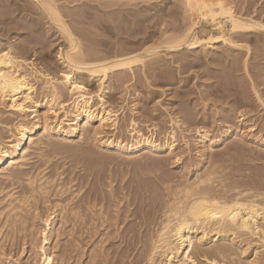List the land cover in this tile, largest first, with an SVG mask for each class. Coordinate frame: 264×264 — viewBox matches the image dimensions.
Masks as SVG:
<instances>
[{"label":"bare ground","instance_id":"6f19581e","mask_svg":"<svg viewBox=\"0 0 264 264\" xmlns=\"http://www.w3.org/2000/svg\"><path fill=\"white\" fill-rule=\"evenodd\" d=\"M127 1L126 4L119 8V11L122 13L121 17L115 21H108L106 19L95 20L96 17L93 18L89 15L90 13L85 11L81 13L67 9V7H69L68 0H0V107L6 109L0 113V122H5L3 119L6 117H16L15 119L13 118L14 120L12 121L9 120L13 122L10 126L11 129L6 131V133L3 131L7 135L3 139H0V179L4 181L14 180V182L20 184L18 185L19 187L21 186L18 192L16 189V192L15 190L14 192L10 190L15 187L13 186L7 190V193L4 191L5 194H2L0 197V205L1 203L3 204L0 206V264L9 263L7 261L6 263L4 262L5 259L9 257V255L3 256L2 252L6 251V249L3 250V248L6 247L4 244H7V246L10 244V249H12L11 247H13L14 250L16 249V247L14 248V240L17 238L18 241L21 240L18 236L21 234L20 232H22V227H24L27 222V218H25L26 215H32L37 209V198H39V204H44L45 194H49L48 186L54 181L52 180L53 178H51L52 176H50L51 179L45 177L46 173H43L45 170L42 169L39 171V166L36 169L37 173H31V171L28 172V170H26L25 167H28L27 165L30 162L31 154L37 156V160L40 159V162L45 164L49 161V158L43 156L42 152L44 149L48 147L50 149V147H52L53 150L55 144L53 142L59 140L71 143L73 138L76 139L77 137L79 143L77 144L79 147L83 144L89 145L91 143L95 150H101V152L103 151L106 154L114 153L113 155L116 154L127 159L131 157H140L143 159L147 154L162 156L164 158L168 155L170 156L174 152V146H176L174 130H170V127L168 133L165 130V135H163V137L161 134V136L159 135L162 137V141L160 140L159 142L155 140L152 134L153 132H150L151 134L141 133L138 129V124L134 120L127 122L128 125H126L125 128L129 135L128 139H120L121 137L119 138L116 135L115 132L117 130L119 131V115L117 111H114L110 107L111 105L109 106L107 94H109L110 90L117 89V85L115 86V84H113L111 86L110 84V86H106L105 83L110 79L115 83L122 81H135L136 83V80L148 82V80L152 78H158L157 80L160 78L172 79L174 71L166 70L165 67L170 68L174 64H179L178 67L176 66L179 69H185L187 66L190 68L192 64L191 52L196 53V51L201 49L202 52L204 51V53H207V49L211 50L215 45L223 46L226 51L224 50L223 52L221 49L224 53L223 55H218L221 57L211 58L212 55L216 54L215 50V54H212L210 59L212 61L214 60L213 62H216L217 65L226 64L228 67L230 66L229 68H231L232 71L236 73L240 71L243 74V78L246 80L244 83L249 86L247 88L250 89V92H253L252 99L256 106L247 102L249 97H246L244 94L246 93L245 91H241L243 94V96H241L242 98L240 99L239 95V97H237L239 100H236V98L235 101L233 100V102H231L235 105L233 109L235 114L231 117L225 113V110V112L222 111L227 116H222L223 118L219 121L230 126L227 125L223 133L218 134L220 135L218 138L219 140L214 139L208 131L198 129L196 126L197 123L194 124L198 129L195 131L198 138L197 143H201V150L199 152L200 161L192 166L194 174L189 176V173H185L186 175L171 177L174 174H171V176H169L170 174L160 176V173L159 176L156 177L157 187L154 186V188L151 185H146L147 183H145L143 179H136L137 181H134V176L131 179V181L134 182L132 183L130 181V183H132V186H130L129 183L126 184L127 182L122 183L124 182L125 176L124 179L119 182L115 175L112 176L114 173H108L106 175L104 172L101 175L100 172L101 176L98 177L97 175L96 179L102 186H105L104 188L106 191L99 190L98 187V189H93L90 192L86 190L85 192L83 191V187L85 186L81 189L79 188L84 192H81L82 195L81 201L79 199V205H75L77 200L74 202V205H72V202L68 203L69 200L66 203V201L64 202L62 199L58 201L59 197L57 201L54 199L56 204L53 209L54 211L57 210L56 219H54L55 224L51 225L50 220L53 217L49 220L51 216H47L48 218H46L44 222L46 227L41 232L43 238L37 247L38 249L35 248V245L32 243L33 232H35V230H33V232L30 230L27 231L26 236L23 237L27 239V243L29 242L32 247V250L28 249L29 251L31 250L28 252L30 253L29 255H35L39 252L38 257L40 262L37 264H52L55 261L52 260L51 254H47L48 252L46 253L44 250L48 244H55L56 241H60V237H64L66 241L67 239H71L72 242L74 241V245L76 243L74 246L75 250L78 249L80 244L78 243L79 240L76 241L75 236L80 238L83 242L89 240L91 242V239L93 240V238H96L87 249L89 254L87 253L86 255L89 264H97L99 260L98 257H100L101 254L99 253L101 250L98 251L99 246H97V244L101 245L103 241L105 242L111 235L119 236V239L125 240L124 242L128 244L127 246L124 244L126 247V254L127 252H134L133 250H135V247L140 245V251L135 256V261L131 264H197V261L200 259L210 264H228L232 259H235L234 257L243 254L246 248L248 249V247H250L251 244L247 236L250 238L252 237L251 240L256 237L255 239L259 240L260 245L254 247V249H263L264 253V183L261 182L264 178L262 179L257 175V177L260 178L259 180L251 179L246 181L244 179L247 178H244L246 177L244 176L243 182L246 181L247 183H243L241 181L242 175H240L242 173H239L241 172L238 170L239 168L234 170L237 172L239 171L238 173L236 172L238 175H235V173H233L234 175L226 173V171L229 170L230 172L234 168L231 169L230 167V170L228 169L229 167L227 168L228 164L226 166L223 164L224 167L217 163L222 159L220 157L218 158L217 154L215 155L219 160L216 163L214 156V162H212V164L208 162L210 165L207 164V167L203 165L204 163L206 164L205 161L209 158V154H211L210 151H212L211 149L214 148L217 143L219 144L220 141L226 142L233 139V141L230 142V151H235V154L240 153L241 150L244 151V149L240 147L242 145H238L239 141L237 140H242L247 136L241 133L238 127L245 126L246 122L252 119L251 114L257 111L255 109H260V111L264 113V95L262 94V96L259 94V89H257L261 85H264V78L263 80H257L255 78L256 76L250 73L251 70L248 63L252 57L251 54L253 50L264 57V18L260 17H263L261 14H264V10L261 11L260 15L258 14L259 16L257 18V16H253L254 10H251L252 14L246 13V10H243V7H241L244 3L240 5L239 0H175L174 3H172L173 7L168 8L165 12L163 9L156 7L158 3L154 4L153 1L155 0ZM21 3H23V5L26 3L28 9L22 7L23 5ZM66 3L67 7L65 5ZM111 4H113V2H109L108 5L111 6ZM237 6L238 10L236 11L235 8H237ZM262 6L264 5L262 4ZM32 8L34 10H31ZM104 9L107 8L104 7ZM32 11H35L34 16L32 15ZM21 12L27 13L21 15ZM165 17L169 20H165ZM90 18H92L93 21L87 22ZM45 25L46 27H43ZM53 30L54 33L57 34L56 40H53L56 42L59 41L56 46L57 51L55 52V59L62 68L56 71V74L53 73L55 71L54 68L53 72L50 71V65H48L49 68H46L48 62L45 61L46 66H43L40 64L43 61L38 63L35 62V58L33 59L32 57V59H30L28 58L29 56L27 57L30 51L32 52L30 55L34 56L35 54L37 55V51L38 53L40 51L43 53V51L48 50L49 47L52 46V41L50 40L52 39V35L50 31L53 32ZM22 31H25V34H21ZM156 33H158V36ZM22 36L27 38L24 40ZM21 37L22 41L19 39ZM251 37L253 39L255 38L254 41L252 39L255 46L250 43ZM48 41L50 43H48L49 46L48 49H46L47 44L44 42L47 43ZM250 44L253 46H250ZM35 46H41V50H36ZM236 51H242L243 54H234L236 57L232 59L234 57H232V54ZM258 53L256 54L257 56ZM198 55L195 59L201 62L200 59L203 58H198ZM249 56L251 57L247 59ZM199 57H201V55ZM43 58L45 59V56ZM210 59H208V61ZM223 67L226 68V66ZM178 74H180V70ZM82 78L96 81V92L89 90L86 83L82 81ZM239 79L241 80V78ZM240 80L237 84L234 82L236 87H238V83L242 84ZM234 84H219V90L221 93H224L234 88V95L236 96V92L241 93L238 90L241 85L235 89ZM246 84L244 85L245 89ZM64 91L70 97L68 103H65L62 99V95H64L62 92ZM133 91H135V89H133ZM248 91L247 94L250 93ZM38 94L42 95L40 101H37ZM230 95L232 96V93L227 97L230 98ZM201 100H203V98ZM241 108H244V110L239 111ZM230 110L232 111V109ZM5 112H7L8 116ZM193 117L195 116L193 115ZM174 119H170L174 124L178 125V123L181 122ZM183 121L192 124L195 119L189 117L185 118ZM250 122L249 125L245 126L247 127L245 130L248 129L250 132H254L256 123L250 124ZM222 123L221 125H223ZM4 124H6V122ZM223 126H225V124ZM243 128L244 127H242V129ZM107 129L113 133L108 135L107 132H104ZM262 131L264 132L261 128L256 132V135ZM1 132L2 131H0V133ZM250 132L248 133L250 134ZM246 140L247 139H245V141ZM59 141L56 143H59ZM248 142L256 143L261 148H264V137L257 138L255 136H249ZM241 143L245 144L244 141H241ZM56 148L54 146V150H57ZM83 149L84 148L80 150ZM97 154L99 155V152ZM227 154L229 153L227 152ZM177 155H179V153ZM157 156L156 158H158ZM78 157H80V155ZM82 157L86 156L83 155ZM100 158L101 157L98 156V160H100ZM89 160L93 161V158ZM95 160L97 163L94 162L95 165H98L99 161L97 159ZM104 160L106 163L107 161L105 158ZM101 161H103L102 158ZM137 161L140 162L139 160ZM159 161L157 163H159ZM221 162L223 163L224 161ZM89 164L93 165V162L90 161ZM110 164L111 163H109V165ZM45 166L42 165L43 168ZM82 167L83 169L86 168L83 165ZM152 167L153 165H151L150 168ZM78 168L80 169V167ZM157 169L156 166V174H158ZM150 170L151 171L147 170L148 173H154L152 169ZM83 171L84 170H82V172ZM85 171H87V169H85ZM99 171L98 169L96 174H98ZM160 172L163 173L165 171ZM84 173L86 172H83V174ZM250 177L251 176H249V178ZM69 179L71 180L72 178L70 177ZM87 181H89L88 178ZM117 181L119 186L116 188L114 183ZM23 183L25 186H23ZM58 184V182L57 184L55 183L57 194L63 192V189L67 187L64 186V188H61V185L57 187L56 185ZM79 184H81V182L78 183V185ZM96 184L98 185V183ZM53 185L54 183L52 186ZM52 186L50 187L51 189L54 188ZM133 186L134 189H132ZM3 190L5 189H2V191ZM51 191H53V189ZM71 191L70 195L76 192L75 190H73L75 192ZM77 192L79 193L78 189ZM79 194H77L78 197H76V195L75 198H80ZM73 196L74 194L72 197ZM132 206H136V208L133 209ZM40 207L41 206H39V208ZM35 213L37 214L36 211ZM33 215L30 218L33 219ZM129 218H132V223H130L133 224V226H123L124 223H129L127 221ZM28 223L25 227H27ZM52 226L53 229L51 228ZM29 227L31 226H28L27 229ZM32 228L34 229V227ZM51 229L52 233H49L51 236L47 237L46 235L48 234L46 231H50ZM50 240L55 242L50 243ZM26 241L23 240L20 242L23 243ZM256 242L259 243L258 241ZM52 245L48 247H55V245ZM66 246L68 247V245ZM69 246V249L67 247L63 248L65 252L64 256L60 253L63 256L60 255L61 258L58 259L60 264L68 258L66 256L67 252H73L70 251L73 246L70 244ZM19 247H17V249ZM22 248L24 247L22 246ZM34 248L38 251L35 252L36 250ZM65 248L67 250H65ZM21 253L23 252L19 254L21 255ZM103 255L105 256V254ZM129 255L131 256V254ZM60 259L61 261H59ZM227 261L229 262L226 263ZM253 262L254 261H252V263Z\"/></svg>","mask_w":264,"mask_h":264},{"label":"rangeland","instance_id":"374dc122","mask_svg":"<svg viewBox=\"0 0 264 264\" xmlns=\"http://www.w3.org/2000/svg\"><path fill=\"white\" fill-rule=\"evenodd\" d=\"M68 1H69V4H68L69 7H67V3L65 4L66 7H67V9H70L71 11L81 12V13L83 11H85V12L90 13L89 15H91L93 18L96 17L95 20L106 19L108 21L118 20L121 17V15H122V13L119 11V8L121 6H123L124 4H126V2H128L127 0H68ZM174 1L175 0H155L153 2H154V4L155 3H158V4H156V7L157 8H161V9H163L166 12L168 8L173 7L172 6V3H174ZM248 1H249V3H248ZM263 1L264 0H256V1L255 0H251V1L250 0H239L240 5H241V3L242 4L243 3L245 4V5L243 4L241 6V7H243L242 9L243 10H246V13L248 12L249 14L250 13L252 14V11L254 10L253 11V16H257V18L261 14V11L264 10V6H262V4L264 5ZM109 2H113V4H111V6H109L108 5ZM21 4L23 5V3H21ZM24 4L26 6L23 5L22 7H24L25 9H28V7H27L28 5L26 3H24ZM251 4H252V6H251ZM164 5H165L166 8L164 7ZM104 7H106L107 9H104ZM235 9L237 11L238 10V6ZM31 10H34V9L32 8ZM32 12H33L32 15L34 16L35 15L34 14L35 11H32ZM26 13L27 12H21L20 14L21 15H23V14L25 15ZM261 15H263V17L262 16H260V17L261 18H264V14H261ZM167 19L168 18L165 17V20H167ZM92 21H93V19L90 18L87 22H92ZM43 27H46V25L43 26ZM53 33H54V30H53V32L50 31V34L52 35L51 36L52 39H50L52 41V44H51L52 46L49 47V49H48V46H49L48 43H50V42L49 41L47 43L44 42L45 44H47V48L46 49H48V50H45V51H43V53H41V51H40L41 50V46L40 47L39 46L38 47L35 46L36 47V50L39 49L40 52L38 53V51H37V55L35 54L34 56H32V55H30V54H32V52L30 51V52H28L27 57L29 56L28 58H30V59H32V57H33V59L35 58L36 59L35 62H38V63H40V61L41 62L43 61L42 63H40L43 66H46L45 61L48 62L46 68H49L50 67L51 68L50 71L53 72L55 70L53 73L56 74L57 73L56 71L61 70L62 68L60 67L61 65H59L58 62H57V60L55 59L56 58L55 52L57 51L56 46H57V44H58L59 41L58 42L55 41L56 38H57V34L56 33L53 34ZM21 34H25V31H22ZM157 34L158 33H156V35ZM53 35H54V38H53ZM22 37L19 38L20 41H22ZM25 38H27V37H25ZM25 38L23 37L24 40H25ZM19 39H18V42H19ZM53 39H55V40H53ZM252 39L253 38L251 37L250 43L253 44V41L255 40V38L253 39V41H252ZM2 40H4V39H2ZM54 42H55V44H54ZM15 43H16V41H15ZM53 44H54V46H53ZM253 45L255 46V43ZM253 45L250 44V46H253ZM214 47H215V49H214ZM214 47L211 49L213 51H211L210 49H207V53H204V51L202 52L201 49H199V51H196L197 54L195 52H193V53L191 52V63L192 64H191L190 68L187 66L185 69L184 68L183 69L181 68L182 69L181 70V69L177 68L179 66V64L178 65H175L174 64L170 68L165 67L166 70L174 71L173 73H174L175 79H174V76H173L172 79L171 78H165V79H161L160 78L159 80H157L158 78L157 79L156 78H152V79H149L148 82L145 81L146 83L143 80H136V83H135V81H126L127 83L125 81H122V82L115 83L112 79H110V80H108L105 83L106 86L107 85L110 86V84H111V86L113 84H115V86L117 85V89H115V90L112 89V90L109 91V94H107V101H108L109 106L111 105L110 107L114 111H117V113L119 115L118 116L119 117V119H118V129H119V131L117 130L115 132L116 135L119 138L121 137L120 139H122V138L125 139V140L128 139V136L129 135L126 132L125 128H126V125H128L127 122H129L130 120H134L138 124V129L140 130L141 133L151 134L150 132H153L152 134L155 137V140L156 141L158 140V142L162 139L163 135H165V133H164L165 130L168 133L171 129H173L174 130V135H175V138H176V141H175V143H176L175 145L176 146H174V150H173L174 152L172 151L173 153L171 154L172 156L171 155L170 156L168 155L167 157L164 158L162 156H157V155H153V154L148 155L147 154V156L146 157L144 156L143 159L140 158V157H135V158L134 157L133 158L131 157V158H128L127 159V158H124V157L119 156V155H116V154L113 155L114 153H111L112 154L111 155L110 153L106 154L103 151L101 152V150H95L94 149V146L91 145V143L89 145L88 144H83V145H81L79 147V145H78L79 143H78V138L77 137H76V139L73 138V141L71 143L70 142H65V141H59V140H58L59 143H56L58 141L53 142V143H55L54 146H55V148L57 147L56 148L57 150H54V146H53V150H52V147H50L51 151H50L49 147L46 148L47 150L44 149L42 153H43V156L44 157H48L49 158V161L47 162L48 163V166H47V163L43 164L42 162H40V159L37 160L38 159L37 156L31 154L32 156H31V159H30L29 164L27 165L28 167H25L26 170H28V172L31 171V173L32 172L33 173H37L36 169L39 166V171L42 170V169H44L46 171V172L45 171L43 172L44 174L46 173L45 174V177H49L50 178V176H52L51 178H53L52 180H54V181H52L49 184V186H48L49 187V189H48L49 194L48 193L45 194V200H44V204L43 205L42 204H39L40 201H38L39 198H37L38 199L37 202H36L37 209L35 210L37 212V214L35 213V211L32 213V215L35 213L36 216L34 214L33 215V219H32V218H30L32 216L31 214H30V216L29 215H26V217L23 214L24 217L27 218L26 224L29 222L28 225H27V227L28 226H31V227H29L31 229H29V228L27 229V227H25L26 224L24 225V227H22V232L23 233L20 232L21 234L19 233L20 235L19 234H18L19 236L17 235L19 237V239H21L20 241H23V240L26 241L27 240L25 237H23V236H26L27 231L30 230V231L33 232V230H35V232H33L34 234H33V238H32L33 239V242L32 243L35 245V248H37L39 246V244L41 243L42 238H43L41 236L42 235L41 232L46 227L44 222H45V219L48 218L47 216H51V217H49V220L53 217L50 220L51 221V225H54L55 224V220L54 219H56V215H57L56 212H57V210L54 211V209H53V207L55 208V204H56L54 199H56V201H57V199L59 197V200L58 201H60L62 199V201H64V202L66 201V203L69 200L68 203H71L72 202V205H74V202L77 200L75 202V205H79V203L81 201V195H82L81 192L84 193L83 191L86 192V190L88 192H90L93 189H98V187H99V190L106 191V189L104 188L105 186H102L100 184V182L97 181V179H96L97 178V175H98V177H100L104 172H105L104 174H106V175L108 173H110V174L114 173L112 176L115 175V177L118 178V181L119 182H120V180L122 181L124 179V176H125V179L123 180L124 182H122V183H126L127 182L126 184L129 183L130 186H132V183L136 179L137 180H142L143 179L145 181V183H147L146 185H151L152 187H154V186L157 187V185H156V181H157L156 180V177H158L160 173H161L160 176L161 175H164V174L165 175H169L170 174L169 176H171V174L172 175L174 174L171 177H178V176H181V175H186L188 173H189L188 174L189 176H191V174H194V171H192V166H193V164L198 163V161H200L199 152L201 150V143H197L198 142L197 141L198 138H197V135H196V132L195 131L198 130V129H200V130H202V129L203 130H206V131H208V133L212 137H214V139L219 140L218 138H219L220 135H218V134H222L223 131L226 129V126L228 125L226 123H222L219 120L222 119L223 117H225L226 114L230 115L231 117L235 114V112L233 111V109L235 108V105H234V103H231V102H233V100L235 101V99L237 97H239V95H240L239 98L241 99L242 98L241 96H243V94H242L243 91L246 92V93H244L246 95V97L247 98L249 97V99H248L247 102H250L251 104H253V105L256 106L255 102H253L254 100L252 99L253 98V94H252L253 92L252 91L250 92V89L247 88L249 86L246 83H244V81H246V80H244L243 74L240 71H239L240 73L239 72L236 73V72L232 71L231 68H229L230 66L228 67L226 64L217 65L216 62H213L214 60L212 61L210 59V56L212 54H215L214 53L215 50H216L215 52H216L217 56L215 54V55H212L211 58L221 57V56H218V55H223L224 54L223 53L224 50L226 51V49L223 48V46H221V45H219V46L215 45ZM221 49H222L223 52L221 51ZM236 52H237V54H236ZM236 52H234L232 54V57L234 56V54L235 55H239V53L243 54L242 51L241 52L236 51ZM254 52L256 53V51L255 50L252 51V54H251L252 57L249 56L247 58V59H249L251 57V59L249 60L250 62H248L249 63V66H250L249 68L251 70L250 73L251 74H254L253 76H256L255 78L257 80H263V78H264V57H262V55H259V53L257 52L258 53V56L261 57L260 58V57H258L256 55L257 53L255 54ZM198 54H200L201 57H199L200 55H198ZM197 55H198V58H203V59H200L201 62H199V61H197L195 59V58H197ZM203 55H204V57H203ZM36 56H38V57H36ZM44 56H45V59L43 58ZM179 56H182V55H179ZM235 57L236 56H234L232 59H235ZM208 59H210L211 61L210 60L208 61ZM195 61L198 62V63H196ZM220 62H222V61H220ZM48 65H50V66L48 67ZM223 66H226V68L223 67ZM53 68H54V70H53ZM179 70H180V74H178L179 73ZM239 78H241V80ZM82 79H83L82 81L84 83H86V85H87V87H88L89 90H91L92 92H96V90H97V82L96 81H90V80H86L84 78H82ZM238 79L240 80V82L242 81L241 82L242 84L238 83V87L241 85L239 87L240 89H238L240 92L242 91L241 93H237L236 92V96H235L234 95L235 94L234 88L232 90H230L229 92L226 91L224 93H221V91L219 90V84H222V85H224V84H230V83L231 84H234V82H235V84H237V82L239 81ZM209 84H212V85H209ZM235 84H234V87L236 89L238 87H236ZM245 84H246V89H245V86H244ZM122 85H123V87H122ZM119 86H120V88H119ZM215 86H217V87H215ZM133 89H135V91H133ZM257 89H259L258 90L259 91V94H261V95L263 94L264 95V85H261ZM246 90L247 91L249 90L248 92H250L251 94L250 93L247 94V91ZM63 93H64V95H62V99H63V101H65V103H68V101L70 100V97H69V95L65 91L62 92V94ZM202 93H204V94H202ZM231 93H232V96L230 95L231 96L230 98L227 97ZM205 95H206V97H205ZM233 95H234V97H233ZM37 97H38L37 98V101H40L41 98H42V95L41 94H38ZM202 98H203V100H201ZM239 98H237L236 100H239ZM217 101H218V103H217ZM203 103H206V104H203ZM221 104H225V105H221ZM217 106H218V108H217ZM226 107L227 108L229 107V108L227 109ZM219 108H220V110H219ZM230 109H232L233 112ZM4 110H6V109L0 107V113L2 111H4ZM243 110H244V108L239 109V111H243ZM255 110H257L256 113L254 112L253 114H251L252 115V119L251 118H250L251 120L249 119L251 122L250 121H247L246 122V125H245V126L249 125V122H250V124H255L256 123L255 124V131L254 132L252 131L254 134L252 132H250L248 129L245 130V128H247L245 126H242V127H244L243 129H242V127H238L237 126L240 130L238 128L237 129L241 133H243L244 135L247 136V137H244L242 140H237V141H239V143L237 142L238 145L241 144L242 146H240V147H241V149H244V151L241 150V152L240 153H237V154H235V151H233V152L230 151V147H231V143L230 142L233 141V139H230L229 141H226V142L225 141H220L219 144L217 143V145H219V146L216 145L214 148L211 149L212 151H210V152H211L212 155L209 154L210 155L209 158H207V161H205L206 164L205 163L203 164L204 167L205 166L207 167V164L208 165L212 164V162H214L213 161L214 160L213 157L215 156L214 157L215 160H216L215 163L219 160L218 158L220 157L222 159L220 160V162L218 161L217 163L221 164L222 166H224V165L226 166L228 164L227 165V168L229 167L228 169H230V167H231V169L234 168L230 172H229V170L226 171V173H228V174L230 173L232 175H234L233 173H235V175H236L239 171H241L239 173H242V174H240V175H242V179H241L242 182H243V179L244 178H247V179H244L246 181L251 180V179L252 180H259L260 178H262V179L264 178V148H261L256 143H250V142H248L249 136H251V137L252 136H255L257 138L264 137L263 136L264 135L263 134L264 133L263 131L262 132H259L260 134L258 133L256 135V132H258L261 128L264 130V113L262 111H260V109H255ZM222 111L225 112L226 114H224ZM5 114L7 115V112H5ZM218 114H220V115H218ZM222 114H224V115H222ZM193 115L195 117H193ZM184 117L185 118L192 117V118L195 119V121H193L192 124L191 123H188L187 121H183L185 119ZM6 118L3 119L6 122V124H4L5 122H0V131H2L0 133V139H3L4 137H6L7 134H5V133L9 129H11L10 126L13 123L11 121L14 120L16 117L15 118L14 117H10V118L6 117ZM174 118H177V119H174ZM170 119H174L176 121H181V122L183 121V122L182 123L179 122L178 125L179 124L180 125L178 126L177 124H174L173 122H171ZM197 119H198V121H197ZM9 120H11V121H9ZM218 122H219V124H218ZM220 122L223 125L225 124V126L221 125ZM1 123H3V124H1ZM194 124H196V126L198 127V129L196 128V126ZM8 126H9V128H8ZM228 126H230V125H228ZM169 127H170V130H169ZM104 132H107L108 135H110V134L113 133L109 129L105 130ZM160 132H162V133H160ZM248 132H250V134ZM160 134L162 135V137H160L161 136ZM108 135H106V136H108ZM1 136H3V137H1ZM245 139H247V140L245 141ZM241 141H244L245 144H242L243 142L241 143ZM184 142L185 143L187 142L188 144L186 143L187 144L186 145ZM90 147H92V148H90ZM82 148H84V149L83 150H80ZM227 148H228V151H227ZM60 149H62V150H60ZM73 150H74V153H73ZM59 152H60V154H59ZM62 152H63V154H62ZM92 152L95 155H93ZM98 152H99V155L97 154ZM222 152L224 154L225 153L227 154V152H228L229 154H227V156L225 154V156L223 157L224 154ZM176 153L177 154L179 153V155H177ZM50 154H52V155H50ZM81 154H83L86 157H82L83 155H81ZM89 154H90V156H89ZM91 154H92V157H91ZM215 154L218 155V158H216L217 156ZM79 155H80V157H78ZM97 155L99 157H101L103 161H101V158H100V160H98V156ZM73 156H75V157H73ZM107 156H109V157H107ZM110 156L111 157L113 156V157L111 158ZM156 156L158 158H156ZM69 157H70V159H69ZM62 158H64V159H62ZM84 158H86V159H84ZM92 158H93V161L92 160H89V159H92ZM104 158L107 161L106 163L104 162L105 161ZM144 158H146V159H144ZM159 158H160V161H159ZM223 158H224V160H223ZM95 159H97L99 161L98 162L99 163L98 165H95V163H96V160ZM137 160H139L140 162H138ZM157 160L159 161V163H157L158 162ZM83 161H85V162H83ZM90 161L93 162V165H90L89 164ZM188 161H189V163H188ZM221 161H224V162L222 163ZM191 162H192V164H191ZM80 163L84 167H86V168L83 169V167H82V165ZM109 163H111V164L109 165ZM145 163H146V165L147 164H149V165L146 166ZM152 163H154V164H152ZM42 165L43 166L46 165L47 167L45 166L43 168ZM143 165H145V166H143ZM151 165H153L154 170H153V167L150 168ZM69 166H71V167H69ZM148 166H149V168H148ZM156 166L158 168L157 169V171H158L157 173L158 174H156ZM159 166L162 167V168H160ZM74 167H75V169H74ZM78 167H80V169ZM145 167H146V169H145ZM93 168H95V169H93ZM236 168L237 169L239 168L238 169L239 170L238 172L237 171H234V170H237ZM54 169H57V170H54ZM85 169H87V171H85ZM98 169L100 171H99L98 174H96L98 172ZM104 169H105V171H104ZM150 169H152V171H154V173L153 172H149L148 173V171H151ZM82 170H84L83 172H86L88 175H91V176H88L86 173L83 174ZM159 170L160 171H165V172L162 173ZM100 172H101V175H100ZM142 172H144V173H142ZM167 172H169V173H167ZM179 172H180V174H179ZM145 174H151V175H145ZM152 175H154V176H152ZM257 175L260 178L257 177ZM133 176L135 177V179H134ZM137 176H139V177H137ZM244 176H246V177H244ZM249 176H251V177L249 178ZM70 177L72 178L71 179L72 181L69 179ZM90 177H91V179H90ZM132 177H133V180L134 181H131ZM254 177H255V179H254ZM87 178H88L89 181H87ZM153 179H154V181H153ZM80 180H82V181H80ZM3 181L4 180L0 179V183H1L0 184V192L2 191V189H5V190H3L0 193V197L2 196V194L4 195L5 192L7 193V190L10 189L13 186L16 187V188L13 187V189L12 188L10 189V190H13V192H14L15 189L18 192V190H20L19 188H21V186L20 187L18 186L20 184H18V182L17 183L14 182V180L13 181H4V183H3ZM56 181L59 183L58 185H56L57 187L60 186V185H61V188L62 187L64 188V186H67L68 189H67V187H65L63 189V192L64 193L61 192V193H58L57 194L56 193V188H55V183L57 184ZM79 181L81 182V184H79L81 186L78 185V183H80ZM118 181L114 183V186L116 188L119 186L118 185L119 184ZM130 181L132 183H130ZM246 181H244L243 183H245ZM7 182H11V183H7ZM69 182H70V184H69ZM149 182H150V184H149ZM261 182L264 183V180H261ZM53 183H54V185L52 186ZM96 183H98V185ZM85 184H87V185H85ZM69 185H70V187H69ZM23 186H25L24 183H23ZM51 186L54 187V188H52L53 191H51L52 190L50 188ZM83 186H85L86 188L83 187ZM96 186H97V188H96ZM82 187H83V191L80 190ZM84 188H85V190H84ZM72 189L75 190L76 192L73 191ZM77 189L79 190V193L80 194L77 192ZM132 189H134V186L132 187ZM16 190H15V192H16ZM70 191L71 192H75V193H73L74 194L73 197H72L73 194L70 195ZM77 194L80 195L79 196L80 198H78V199L75 198V196ZM60 195H61V198H60ZM64 195H65V197H64ZM76 197H78V195ZM72 198H73V200H72ZM79 199H80V201H79ZM70 200H72V201H70ZM51 201H52L53 204L51 203ZM76 203H78V204H76ZM2 205L3 204L1 203L0 206H2ZM39 206H41V207L39 208ZM132 207H131V210H132ZM135 208H136V206L133 207V209H135ZM52 213H54V214H52ZM28 218L30 219V221H29ZM131 220H132V218L131 219L129 218L127 220L129 223H127V224L124 223L125 225L123 224V226H125V227H126V225H127V227L129 225H132L133 226V224H131L132 223ZM123 226H122V228H123ZM32 227H34V229ZM51 228L53 229V226ZM77 228H79V227H77ZM52 229L50 231H46L47 234H48V235H46L47 237H50L51 236V234H49V233L52 231ZM247 238H249L248 240L250 241V244L252 246L250 245V247H248V249L246 248V250L244 251V253L241 254V255H239L240 257L239 256L238 257H234L235 259H232V261L230 263H228L229 261H227L226 263H228V264H232V263L233 264H238V263L239 264H260V262H261V264H264V258H263L264 257V253H263V249H260V250L257 249L258 251L254 249V247L260 245L259 240H256L255 239L256 237H254L253 240H251L252 237L250 238V237L247 236ZM59 239H60V241L58 239H57L58 241H56V243L59 242L57 244L56 243L53 244L52 242H55V241L50 240L49 242L52 243L53 245H55V247L52 244H48L45 247V250H44L46 253L48 252L47 254H51V257L53 258L52 259L53 261L55 260L52 264H57L58 259L61 258L60 257L61 254L64 256V253L65 252L63 251V248L64 247H67L66 245H68L67 248L69 249L70 248L69 244L71 246H73L71 248L72 250H70V251H73V252L72 253L70 252L71 254L69 252H67V255L66 256L68 258L65 257V258H67L65 260L66 262L64 261L61 264H87L88 263L87 262L88 257L86 255L88 253L87 252V249L89 248V246H91V243L96 238H93V240L91 239V242H90V240L83 242V241H81L80 238H78L77 236H75L76 241L79 240L78 241V243L80 244L79 245V248H78L79 250L78 249L75 250L74 246L76 245V243L74 245V243H73L74 241L72 242L71 239H67V241L64 239V237H62V238L60 237ZM16 240L18 241V238L14 240V244H15L14 248L16 247V249H15L16 251L13 249V247H11L13 250L10 249V246H11L10 244H8V246H7V244L6 245L4 244V246H6V247H4V248L2 247L3 250L6 249V251H8V252H6V251L1 250V251H3L2 252L3 253V256L5 257V256L9 255V257L6 258L8 260L5 259V261H4L5 263H6V261L9 262L8 264H37L38 262H40V259L38 257L39 256V252H37L38 251L37 250L38 248L37 249L34 248L36 250L35 252H37L38 254L29 255L30 253H28V252H30L32 250V247L29 244V242L27 243V241H26V242H23L22 243L20 241L17 242ZM80 241H81V243H80ZM121 241H123V242H121ZM124 241L125 240L119 239V236L111 235L110 237H108L105 240V242L103 241L104 244L103 243L101 245H98L97 244V246H99L101 248L100 249L98 247V251L101 250V252H99V253H101L100 254V257L101 258L98 257L99 260L98 259L97 260L99 262L96 260L97 261V264L98 263L99 264H131V263H133L135 261V256L140 251V249H139L140 248V245H138V246L135 247V250H133L134 252H132V253L127 252V254H126V247H125V245L127 246L128 244L125 243ZM256 241H258L259 243H257ZM16 243H18V244H16ZM19 243L21 244V246H20ZM35 243H37L38 245L35 244ZM86 243H88V244H86ZM24 244H25V246H24ZM29 245H30L31 248L29 247ZM51 245L53 246L52 248L51 247H48V246H51ZM22 246L24 248H22ZM81 246H83V247H81ZM17 247H19V248L17 249ZM84 248H85V250H84ZM22 249H24V250H22ZM28 249H31V250L29 251ZM10 250H12V251L9 252ZM65 250H67V249L65 248ZM19 251L20 252H23V253H21V255H20L19 254L20 253ZM123 251H125V252H123ZM253 251H254V253H253ZM78 253H80L82 256L80 254H78ZM121 253L123 254V256H122ZM256 253L259 254V255H257ZM262 253H263V255H262ZM83 254H85V255H83ZM103 254H105V256ZM129 254H131V256ZM254 255H256V256H254ZM28 256H29V258H28ZM252 258H254V259L251 260ZM258 258H259V260H258ZM255 259H256V262H255ZM235 260H236V262H235ZM59 261H61V259ZM252 261H254V262L252 263ZM198 263L199 264H202V263L203 264H207L209 262H206L203 259H200L199 261H197V264ZM58 264H60V262H58Z\"/></svg>","mask_w":264,"mask_h":264}]
</instances>
